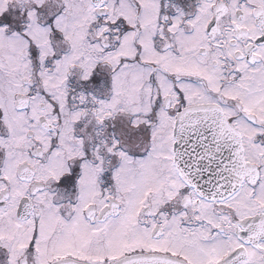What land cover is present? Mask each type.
I'll list each match as a JSON object with an SVG mask.
<instances>
[{"label":"snow or ice","instance_id":"snow-or-ice-1","mask_svg":"<svg viewBox=\"0 0 264 264\" xmlns=\"http://www.w3.org/2000/svg\"><path fill=\"white\" fill-rule=\"evenodd\" d=\"M0 264H264V0H0Z\"/></svg>","mask_w":264,"mask_h":264}]
</instances>
